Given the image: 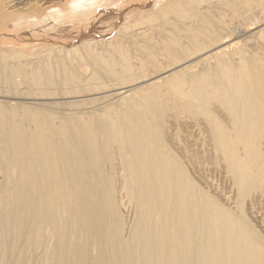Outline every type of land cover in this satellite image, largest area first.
<instances>
[{
  "label": "bare ground",
  "instance_id": "6f19581e",
  "mask_svg": "<svg viewBox=\"0 0 264 264\" xmlns=\"http://www.w3.org/2000/svg\"><path fill=\"white\" fill-rule=\"evenodd\" d=\"M112 1L0 0V34L58 6L43 23L64 34ZM147 4L108 39L2 54L0 264H264V0ZM182 128L225 205L165 146Z\"/></svg>",
  "mask_w": 264,
  "mask_h": 264
},
{
  "label": "rangeland",
  "instance_id": "374dc122",
  "mask_svg": "<svg viewBox=\"0 0 264 264\" xmlns=\"http://www.w3.org/2000/svg\"><path fill=\"white\" fill-rule=\"evenodd\" d=\"M146 1L147 0H113L112 2H113V4L115 3L114 5H111L109 7H106V6L102 7V8H104L103 12L102 11L93 12L87 19H85V22L83 21V23H81L80 25H78V24L76 25L77 22L75 24L73 23V25H75V26L69 24L70 25L69 31H67V33H64V34H62V32H61V34H59V35H58V33L53 34V32L49 31L48 28L45 27L46 25H44V23H43L46 21L50 22L51 19L55 18V16L57 17V15L60 12L59 6L57 8H53L52 11H48L47 14L45 13L44 15L36 16V14H34L35 17L32 18V21L30 22L32 24H30V25L25 24V23L14 24L12 22H9L7 24L6 30L4 31V34L3 33L0 34V58H1L0 61L3 59L2 58L4 56V55L2 56L3 53H5V54L7 53L8 55L11 54L13 56H15V55L23 56L24 55L25 57H36L40 54H45V52L48 51L49 48L54 47V46H70L71 44H74L76 42L85 41V39H88V38H95V39L97 38V39L101 40V39H108V36L109 37H111L113 35L116 36L118 34L117 30L123 24V22H124V24H127V23L132 24L131 21H135L136 19L143 18L144 16H146L148 14V11L152 8L151 7L152 5L147 4L146 6H144L143 4ZM152 1H154L155 4L158 2H163V0H161V1L160 0H152ZM105 10H107V11H105ZM53 14L55 16H53ZM108 20L110 21L111 25L107 29H105V28L103 29L102 23H105ZM33 21H34V23H33ZM37 22L40 23V25H38L39 28L37 27L38 30H40V33L38 35L34 34V33L32 34L31 32H30L31 34L26 33V31L23 30V28H25L26 26L29 28H34L31 25H34ZM42 25H44V26L42 27ZM41 27H42V29H41ZM43 29H46V31ZM10 59H12V58H10ZM14 59H15V61L17 60V58H15V57L12 60H14ZM92 105L93 104L89 105L87 107V109H83L81 112H87L86 110L92 111V110L97 108V105H93V107H92ZM67 107H69V106H67ZM89 107H92V108H89ZM72 111L76 112V110H72ZM63 112L64 113H70L71 111L66 110ZM179 131L180 132L178 133V135H177V133L175 134V132L173 133L172 131L170 133H168V134H170V136L168 134H164V140L163 141H164L165 146L168 148H171L174 151V153L176 154V156L178 157L180 162L187 169V174L189 175V177L191 179L195 180V183L198 186L205 189V191H207L209 194H211V195L213 194V196H215V198H217V199L219 197H221L218 200L223 205H225L226 203H224V201L222 200V195L219 192H216V191L214 192V189L209 184L210 181H214V183L217 181V183L219 185L223 184L224 180L220 176V173L217 171L211 172L209 170H206V168L209 169V166L211 165L210 161L207 160L205 157L204 158L201 157L200 154H198V153L196 154V152H198V151H196L197 147H191L189 144H187L188 141L186 139H188V137H189L188 135L190 134V132H188V130L183 129V128L180 129ZM183 132H184V134H183ZM164 133H165V131H164ZM185 133L187 134L186 137L184 136L185 138L183 136L182 137L180 136V134L185 135ZM173 136H174V139H173ZM177 138H178V140H177ZM170 139H172V140H170ZM174 140H175V142H174ZM176 140H177V142H176ZM181 141H182V143H181ZM178 145H179V148H177ZM185 145L187 147L186 150L190 149V150H187L188 152H186L185 147L183 148V146H185ZM187 145L190 148H188ZM181 146L183 149L181 148ZM180 148L182 150H185V151H182ZM193 148H194V150H193ZM190 152H192L194 154H192ZM186 154L189 156L184 157ZM190 155H191V158H189ZM197 155H200V156L198 157ZM197 157L200 159H198ZM206 162L209 166L206 164V167H204ZM197 164L198 165L200 164L201 166L203 164V168L201 166H197ZM203 170H205V171L203 172ZM206 171H208V172L206 173ZM0 179L2 180L1 176H0ZM207 180H208V182H207ZM218 180L220 182H218ZM224 184L221 185L223 187V189L220 188L223 192L226 191ZM219 195H221V196H219ZM124 208L125 207H123V208L121 207V209H123L122 211L123 212L125 211L126 213H128L126 209L124 210ZM248 210L249 209L246 210V212H247L246 217H247L248 225H251L253 228H255L258 235L261 237L262 240H264V223H260V222L258 223V221H256L254 219V217L251 216L252 214L251 215L249 214L250 211L248 213ZM122 211H120V212H122ZM123 212H122V215L123 216L126 215L123 219L126 222L131 223V222H129L132 220L131 214L130 213L125 214ZM128 217L131 220H129ZM126 219H128V220H126ZM261 222H264V221H261Z\"/></svg>",
  "mask_w": 264,
  "mask_h": 264
}]
</instances>
